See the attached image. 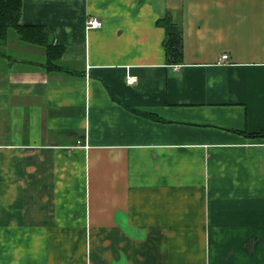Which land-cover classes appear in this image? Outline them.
Returning <instances> with one entry per match:
<instances>
[{
	"label": "crops",
	"instance_id": "1",
	"mask_svg": "<svg viewBox=\"0 0 264 264\" xmlns=\"http://www.w3.org/2000/svg\"><path fill=\"white\" fill-rule=\"evenodd\" d=\"M20 21L64 51L0 43V264H264V0H22Z\"/></svg>",
	"mask_w": 264,
	"mask_h": 264
},
{
	"label": "trees",
	"instance_id": "2",
	"mask_svg": "<svg viewBox=\"0 0 264 264\" xmlns=\"http://www.w3.org/2000/svg\"><path fill=\"white\" fill-rule=\"evenodd\" d=\"M22 0H0V43L8 39L11 30L16 31L21 39L27 43L41 45L47 51L49 69L60 68L57 60L60 59L64 48L51 43V32L43 27L25 26L21 23ZM159 21V24H167ZM166 52L172 63H180L183 57V41L180 35L170 34L165 41Z\"/></svg>",
	"mask_w": 264,
	"mask_h": 264
},
{
	"label": "built area",
	"instance_id": "3",
	"mask_svg": "<svg viewBox=\"0 0 264 264\" xmlns=\"http://www.w3.org/2000/svg\"><path fill=\"white\" fill-rule=\"evenodd\" d=\"M102 22L100 20H98L95 17H90L88 18L87 22H86V29L87 30H91V29H99L102 27ZM229 56L227 54H223L220 58V63H224L227 62Z\"/></svg>",
	"mask_w": 264,
	"mask_h": 264
},
{
	"label": "rangeland",
	"instance_id": "4",
	"mask_svg": "<svg viewBox=\"0 0 264 264\" xmlns=\"http://www.w3.org/2000/svg\"><path fill=\"white\" fill-rule=\"evenodd\" d=\"M15 32L14 30H11V35L14 36Z\"/></svg>",
	"mask_w": 264,
	"mask_h": 264
}]
</instances>
